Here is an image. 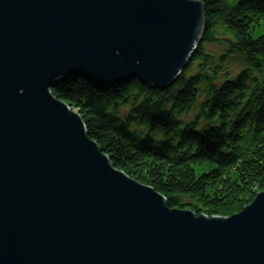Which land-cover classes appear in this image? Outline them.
Here are the masks:
<instances>
[{
    "label": "water",
    "instance_id": "95a60500",
    "mask_svg": "<svg viewBox=\"0 0 264 264\" xmlns=\"http://www.w3.org/2000/svg\"><path fill=\"white\" fill-rule=\"evenodd\" d=\"M204 24L196 0H0V264H264V192L231 218L172 210L52 94L169 88Z\"/></svg>",
    "mask_w": 264,
    "mask_h": 264
},
{
    "label": "trees",
    "instance_id": "16d2710c",
    "mask_svg": "<svg viewBox=\"0 0 264 264\" xmlns=\"http://www.w3.org/2000/svg\"><path fill=\"white\" fill-rule=\"evenodd\" d=\"M196 1L205 10L203 34L192 61L171 87L154 89L138 79L103 87L75 76L61 81L52 94L80 114L89 138L118 171L153 188L170 209L231 218L264 192V88L245 99L248 69L233 73L239 61L259 67L256 57H264V34L259 33L264 0ZM217 78L222 80L219 86L211 84L197 104L199 85ZM153 96L159 97L156 104H151ZM169 101L171 107L165 110L162 105ZM253 104L258 105L254 111ZM123 107L127 121L121 123L114 113ZM205 108L207 119L219 111L221 122L197 130ZM229 111L235 112L231 121L226 118ZM189 116L187 123L179 118ZM137 121L147 122L151 135L140 139L129 133L127 124ZM181 124V139L173 147L169 133ZM157 132L169 138L156 141Z\"/></svg>",
    "mask_w": 264,
    "mask_h": 264
},
{
    "label": "clouds",
    "instance_id": "9594fccd",
    "mask_svg": "<svg viewBox=\"0 0 264 264\" xmlns=\"http://www.w3.org/2000/svg\"><path fill=\"white\" fill-rule=\"evenodd\" d=\"M230 38H232L233 41L235 42L234 37L230 36ZM256 60L261 61L259 67H257L254 63H244L243 60L239 61L240 70H244L245 68H247L248 74H249V79L245 81V88H244L245 99L252 96L253 91L255 89L264 88V57L257 56ZM209 75H211V72H209ZM229 78H232V77H229ZM78 80H79V78L77 79L76 82H78ZM220 82H222V80H220V78H217V79H213L210 82H204L203 84L199 85V87L201 88V95L199 96V100L197 101V104L203 102V100L205 99V95L208 94L206 92V90L210 89L211 84H215L218 87ZM256 94L259 95V92H257ZM235 95H239V91L234 93V96ZM143 99H144V96H141V100H143ZM158 100H159V97L153 96L152 100H151V104H156ZM171 103L172 102L169 101L167 104L162 105V107L166 110L167 108L171 107ZM256 107H258V105L253 104L251 110L254 111ZM152 110L155 111L154 108ZM198 110L199 109H197V111ZM108 111L113 112V109L111 107H109ZM203 111H204L205 115L201 116L199 124L197 125V130H206V126L208 124H215L218 127L220 122H221L219 111H217L215 118L211 119V120L206 118L208 109L205 108ZM114 114L116 116H118L119 121L121 123H124L127 121V108L126 107L121 108L118 112H115ZM192 114L194 115L195 113H192ZM179 118L185 119L186 123L188 120L191 119L190 116L189 117H179ZM226 118H227V120L231 121L232 119L235 118V112L229 111L227 113ZM149 127L150 126L147 122L137 121V122L128 123L127 124V131L131 134H134L135 136H138L140 139H143L145 135H151L149 133ZM183 129H184V125L181 124L179 127L173 129L172 132L169 133V137L172 138V146L173 147H175V145L177 143H179ZM169 137H165L159 132L154 134V138L156 141L168 139ZM196 146H197V144L195 142L191 143V148L193 150H195ZM185 150H187V147L185 148ZM173 154H175V153H170V155H173Z\"/></svg>",
    "mask_w": 264,
    "mask_h": 264
},
{
    "label": "rangeland",
    "instance_id": "374dc122",
    "mask_svg": "<svg viewBox=\"0 0 264 264\" xmlns=\"http://www.w3.org/2000/svg\"><path fill=\"white\" fill-rule=\"evenodd\" d=\"M259 33L260 34H264V24H263V26H262V28H261V30L259 31ZM211 50H212V48H211ZM232 70H234V68L232 69ZM240 70V68H238L237 67V70H236V72L235 71H233V73L234 74H236L238 71ZM89 79V78H88ZM90 80V79H89ZM198 171V173H201V171L200 170H197Z\"/></svg>",
    "mask_w": 264,
    "mask_h": 264
}]
</instances>
